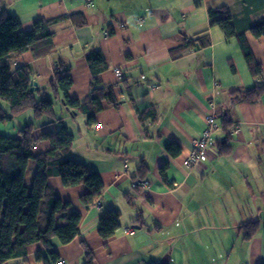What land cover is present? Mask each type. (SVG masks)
Returning <instances> with one entry per match:
<instances>
[{
  "label": "crops",
  "instance_id": "1",
  "mask_svg": "<svg viewBox=\"0 0 264 264\" xmlns=\"http://www.w3.org/2000/svg\"><path fill=\"white\" fill-rule=\"evenodd\" d=\"M210 5L229 7L264 69V35L256 37L250 30L264 20V0H7L0 6V11L16 14L26 31L40 18H59L51 25V52L36 56L28 50L14 61L15 67L31 66L38 87L34 91L46 88L53 95L49 82L59 62L71 68L73 99H87L94 79L117 86L119 105L105 101L92 125L60 95L55 99V116L63 117L74 134L67 155L97 171L105 184L99 203L87 206L81 199L88 190L85 184L66 186L61 177L50 178L62 200L82 213L71 242L53 239L51 251L65 264H84L85 244L95 264L264 263V95L246 101L231 93L261 77L252 74L238 39L211 24ZM75 13L84 15L85 25L75 24ZM201 36V45L196 40L185 53L173 55L187 38ZM90 49H101L108 64L96 75L86 57ZM0 107L10 111L2 99ZM210 112L223 125L213 136L216 147L189 165L193 142ZM35 116L27 109L0 119V133L18 136L28 121L37 125L35 137L53 129V117ZM225 140L232 146L230 154L219 153ZM171 142L181 152H169ZM49 147L50 141L43 139L35 153ZM143 163L146 173L140 172ZM36 169L31 159L28 186ZM110 208L121 211V226L105 240L99 234L100 218ZM252 221L259 228L248 238L243 227ZM39 252L48 262L37 258ZM55 263L37 243L6 264Z\"/></svg>",
  "mask_w": 264,
  "mask_h": 264
},
{
  "label": "trees",
  "instance_id": "2",
  "mask_svg": "<svg viewBox=\"0 0 264 264\" xmlns=\"http://www.w3.org/2000/svg\"><path fill=\"white\" fill-rule=\"evenodd\" d=\"M6 2L7 0H0V6ZM209 16L212 25H219L228 37L238 39L252 74L261 77V81L255 85L234 88L231 93L238 100H258L264 95V69L254 54L246 31L239 30L234 14L226 5H210ZM71 18L76 25L86 24L82 13H75ZM57 20L59 18H40L34 22L31 30L26 31L21 28L16 14L6 8L0 11V99L10 105L9 112L0 107V119L13 118L27 109H33L37 118H54L49 122L54 126L53 129L43 132L39 137L34 135L37 128L35 122H28L23 126L18 136L0 133V264L25 256L29 252V246L37 243L48 250L52 261L57 262L58 254L51 251L53 239L58 238L61 243L66 244L78 235L82 213L71 209V202L62 200L50 181L51 177H61L66 186L85 184L88 190L82 194L81 199L87 206L99 200L105 187L97 171L90 170L83 162L67 155L72 147L74 134L63 117L55 116L54 106L55 99L60 95L71 111L86 114L88 123L92 125L105 101L114 106L119 105L120 100L115 94L116 84H103L94 79L87 99L78 100L69 95L73 84L71 68L65 67L62 62L57 65L54 77L49 82L53 95L46 88L31 90L33 80L29 64L14 66L15 59L28 50L36 56L46 55L53 50L55 43L51 25ZM250 30L256 37L264 35V20L254 23ZM202 38H187L173 50V55L185 53L196 45V40L201 45V41H204ZM86 57L94 75L108 68L101 49H90ZM39 92L41 96L38 95ZM150 111L154 115L153 109ZM140 114L144 118L143 113ZM229 122L225 114V126ZM43 139L50 141V147L36 154L35 147ZM218 148L220 154H230L232 151L228 140L220 142ZM167 150L178 154L181 147L176 142H171L167 145ZM31 159L35 160L37 169L32 177V185L28 186L25 178ZM141 171H148L144 163ZM162 172L164 173V168ZM120 226L121 211L116 208L106 209L100 218L99 234L103 239L109 240ZM243 228L247 230V237L251 238L257 232L259 223L252 221ZM37 258L48 262L40 252ZM84 264H95V257L86 244Z\"/></svg>",
  "mask_w": 264,
  "mask_h": 264
},
{
  "label": "built area",
  "instance_id": "3",
  "mask_svg": "<svg viewBox=\"0 0 264 264\" xmlns=\"http://www.w3.org/2000/svg\"><path fill=\"white\" fill-rule=\"evenodd\" d=\"M117 73L120 75L119 67L116 68ZM218 116L215 112H210L205 115L206 127L202 132V135L196 138L193 142V148L189 154L187 162L189 165L198 163L199 161L205 159L208 151L216 147L215 140L213 139L214 134L223 129L218 122ZM101 124H98L97 127H100ZM98 202V201H97ZM99 203V202H98ZM55 264H65L64 259H58Z\"/></svg>",
  "mask_w": 264,
  "mask_h": 264
},
{
  "label": "water",
  "instance_id": "4",
  "mask_svg": "<svg viewBox=\"0 0 264 264\" xmlns=\"http://www.w3.org/2000/svg\"><path fill=\"white\" fill-rule=\"evenodd\" d=\"M38 87H37V81H32L31 82V90L34 91L36 90Z\"/></svg>",
  "mask_w": 264,
  "mask_h": 264
},
{
  "label": "rangeland",
  "instance_id": "5",
  "mask_svg": "<svg viewBox=\"0 0 264 264\" xmlns=\"http://www.w3.org/2000/svg\"><path fill=\"white\" fill-rule=\"evenodd\" d=\"M57 105H58V102H56V104H55V106H54L56 112L58 111V109H57ZM35 117H36V116H35ZM44 117H45V116H44ZM36 118H37V117H36ZM37 119H39V118H37ZM28 122H30V121H28ZM26 124H27V123H26ZM26 124H25V125H26ZM25 125H24V126H25Z\"/></svg>",
  "mask_w": 264,
  "mask_h": 264
}]
</instances>
